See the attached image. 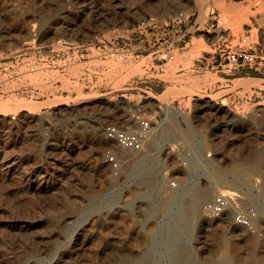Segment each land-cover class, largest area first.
<instances>
[{
	"label": "rangeland",
	"instance_id": "rangeland-1",
	"mask_svg": "<svg viewBox=\"0 0 264 264\" xmlns=\"http://www.w3.org/2000/svg\"><path fill=\"white\" fill-rule=\"evenodd\" d=\"M238 7H249V24L239 27ZM260 9V0H0V102L10 105L0 115V264H173L168 223L179 187L204 184L214 173L251 176L250 188L232 181L235 203L220 216L202 212L201 220L211 216L221 230L217 241L195 219L179 242L197 264L225 257L264 264V161L256 166L250 155L264 148ZM181 11L188 17L178 23ZM244 37L252 63L220 56V47ZM15 99L36 107L21 111ZM212 106L223 111L214 114ZM135 114L161 134L150 151L152 185L124 180L128 157L104 134L108 125L135 127ZM107 153L123 160L118 173ZM182 169H189L185 181ZM104 196L114 208L100 207ZM239 210L254 214L250 226L236 221ZM256 237L261 262L244 257Z\"/></svg>",
	"mask_w": 264,
	"mask_h": 264
},
{
	"label": "bare ground",
	"instance_id": "bare-ground-1",
	"mask_svg": "<svg viewBox=\"0 0 264 264\" xmlns=\"http://www.w3.org/2000/svg\"><path fill=\"white\" fill-rule=\"evenodd\" d=\"M171 2V0H170ZM166 3V2H165ZM169 3V2H168ZM174 3V2H173ZM170 3V4H173ZM182 3V1H181ZM149 4V3H148ZM147 4V5H148ZM177 4V3H176ZM155 5V4H154ZM167 5V4H166ZM180 4H178L179 6ZM170 6V5H169ZM181 6V5H180ZM147 9H149L151 12H157V7L153 6V5H148L147 7H145ZM146 9V10H147ZM238 9L239 13H240V18L239 21H237V23L239 24V27L242 26V24H249L250 23V19L249 17H252L253 14L251 13V11L249 10V7H238L236 8ZM161 11V10H160ZM163 11V10H162ZM261 14L264 16V9H260ZM160 13V12H158ZM16 25V24H15ZM17 26V25H16ZM21 28V27H20ZM23 28V27H22ZM21 29H18V31ZM262 30L264 32V26H262ZM17 32V31H16ZM18 33V32H17ZM19 35V33H18ZM205 35L207 36L208 34L205 33ZM3 36V35H2ZM242 83L247 84L249 82H251V80L247 79V80H241ZM199 98H202V96H199ZM14 108H18L19 110H24L27 112H31L32 108L36 107L35 103L32 102H26L22 99H15L14 101ZM211 103L209 100H205L204 106H207L209 108H211ZM9 102L8 101H1L0 102V115H4L5 111L7 108H9ZM165 107L168 111H175L174 107L169 103V102H165ZM213 109V113L217 114L221 111H223V109L220 106H212ZM264 110V108H261ZM262 111V110H261ZM225 112V111H224ZM264 112V111H263ZM227 117V114H225ZM134 118H139L138 114L134 115ZM129 120H127L128 122ZM225 125V123L223 122V124L219 125V127L221 128L220 130L223 129V126ZM218 127V126H217ZM225 130V129H224ZM221 134V133H220ZM221 136V135H220ZM161 137V134H157L155 135L154 133H152V129L150 130V133L148 134V138L146 139V146L149 149H143V151L141 152H131V150L128 149H124V148H120L122 150H124L123 152L124 157L127 155L128 159L126 160V165H125V176H124V180L125 181H134L138 184H143V185H152L154 183L155 180V175H154V171H153V167H151V169L149 168L151 165L154 166V161H156V157H153L155 155H153L151 152L154 150L155 145L157 144V139ZM220 139V138H219ZM222 140V138H221ZM220 140V142H221ZM254 140V139H253ZM252 140V142H253ZM255 141V140H254ZM223 143V141H222ZM225 144V143H224ZM256 144V143H254ZM145 146V148H146ZM153 149V150H152ZM264 149V148H263ZM262 149V150H263ZM262 150L257 149H250V155L251 158L253 160V164L256 166H259L262 164V162L264 161V152ZM151 151V152H150ZM154 153V152H153ZM245 153V152H244ZM247 154V153H246ZM197 160V159H196ZM123 161V160H122ZM192 162V161H191ZM190 162V165H191ZM195 162V161H194ZM156 163V162H155ZM124 164V163H123ZM199 164V162L197 163ZM264 164V162H263ZM193 165V164H192ZM196 166V167H195ZM193 165L192 167H194L193 169H197V165ZM200 168V167H199ZM198 168V169H199ZM180 170V169H179ZM178 170V172L180 173V171ZM123 173V175H124ZM264 173V172H263ZM191 176V175H190ZM246 177H242V175H235L233 176L230 180H228V178L223 175V174H217L214 173L213 176L210 178V180H206L207 182H204V184L199 185L196 183H190L189 185L187 184V182H185L183 185L181 184V186L179 187L180 189V194L178 193V195H176L178 197V204L177 205V209L175 211L174 217L170 219V222L168 223L169 225V231H171L170 235H169V240L171 241V249L172 250V254H169L171 257L173 256V264H197L195 262V257L194 254L191 252V250H189V248H187V246H185L184 242H179L181 239L178 240V238L182 235L185 236H190L192 234L193 231V222L195 219L201 220L200 218H203L202 216L205 217V215H202V212L204 211V204L206 202V199L209 198V196L213 195L215 192H224L227 194H237L235 193L234 190H232V188H230L229 183H231L232 181H235L236 185H246L248 184V188H250V184H251V176L249 178V176L247 177V175H243ZM177 177V176H176ZM184 181L189 179V169H182L181 170V176H180ZM263 181L261 183V191H260V199L262 200V207L259 209L261 212V215L264 217V174H263ZM123 181V180H122ZM250 181V182H249ZM189 183V182H188ZM233 183V182H232ZM250 183V184H249ZM225 187V188H224ZM241 187V186H239ZM245 187V186H244ZM246 187V188H247ZM224 190V191H223ZM258 194V195H259ZM175 196V194H174ZM259 197V196H258ZM174 199V198H173ZM176 199V197H175ZM127 203V202H125ZM125 203H123L124 205H118V207L120 206V208L122 207V210L124 206H126L127 209V205H125ZM129 204V203H128ZM98 206V204L94 203V205L92 204L90 206V208ZM104 207L106 208V210H110L112 207L114 208V203L111 201H108V199L105 198H101V203H100V207ZM129 206V205H128ZM88 208V209H90ZM129 209V207H128ZM127 211V210H126ZM124 212V211H123ZM121 211H119L118 213H123ZM124 214L126 215V213L124 212ZM123 214V215H124ZM122 216V215H119ZM173 216V215H172ZM209 216V215H208ZM207 217V216H206ZM123 218V217H122ZM208 218V217H207ZM255 219V217H253ZM253 218H251V220L253 221ZM215 219V218H214ZM205 220L206 221V225H205V231L207 233H209L212 237L213 241H217V238H219L220 236V229L218 230L217 225L215 224V222L213 221V217L210 216V219H202L201 221ZM200 221V222H201ZM197 226V225H196ZM164 228V227H163ZM166 230V227L164 228ZM230 230V229H229ZM235 229L232 228L231 231H233L232 233H234L233 235L235 236L236 239L238 240H244L243 242L245 243V240H248L245 237V232H239V231H234ZM161 231V230H160ZM167 231V230H166ZM220 232V233H219ZM165 233V232H164ZM206 233V234H207ZM166 234H169V232H167ZM247 235V233H246ZM249 235V233H248ZM164 236V235H163ZM209 236V235H208ZM251 236V235H250ZM180 237V238H181ZM255 237V236H254ZM215 238V240H214ZM235 238L234 241H235ZM257 239H252L249 242V253L248 255L245 254L244 257L246 256H250L247 258H251V259H258V254L257 252L259 251L257 248L259 247V245H261V242H259L261 240V238L258 240V237H256ZM167 239V238H166ZM165 239V242L168 240ZM263 239V238H262ZM264 240V239H263ZM169 242V241H168ZM237 242V240L235 241ZM248 242V241H247ZM153 243V242H152ZM151 243L150 246H154V242L153 244ZM184 243V244H183ZM238 243V242H237ZM236 243V244H237ZM263 243V242H262ZM168 244V243H167ZM238 244H242V243H238ZM237 244V245H238ZM243 245V244H242ZM246 245V244H245ZM246 247V246H245ZM169 249V248H168ZM252 249V250H250ZM254 250V251H253ZM263 250V249H262ZM261 250V251H262ZM169 251V250H168ZM257 251V252H256ZM264 251V250H263ZM262 251V253H263ZM150 253V252H149ZM148 253V254H149ZM153 253V251H152ZM170 253V251H169ZM260 254V253H259ZM264 254V253H263ZM210 255V254H209ZM261 255V254H260ZM259 255V256H260ZM263 255H261L262 257ZM211 257V256H210ZM264 257V256H263ZM262 257V258H263ZM207 258V257H206ZM212 258V257H211ZM211 258H208V260L210 261ZM240 258V257H239ZM171 259V258H170ZM215 259V258H214ZM242 259V257H241ZM118 260V259H117ZM236 260V259H234ZM238 260V258H237ZM252 260V261H253ZM260 260V259H258ZM151 261V260H150ZM252 261H249L250 263H252ZM255 261V260H254ZM253 261V262H254ZM120 264H122L121 262H123V260L119 261ZM141 263L139 264H150L149 259H143L142 261H140ZM172 262V261H171ZM175 262V263H174ZM201 262V261H200ZM239 262V261H238ZM259 261L256 262V264ZM261 262V260H260ZM199 263V262H198ZM204 263V262H203ZM236 263V262H235ZM233 259L230 257H225L223 259H219L217 258V260H213L210 262H205L204 264H235ZM255 264V263H252Z\"/></svg>",
	"mask_w": 264,
	"mask_h": 264
},
{
	"label": "built area",
	"instance_id": "built-area-1",
	"mask_svg": "<svg viewBox=\"0 0 264 264\" xmlns=\"http://www.w3.org/2000/svg\"><path fill=\"white\" fill-rule=\"evenodd\" d=\"M260 1L264 3V0ZM187 17L188 16L184 15L181 11L175 16V19L178 20V23H180L183 18L185 19ZM186 35L187 31L181 32L180 39H185ZM240 42L242 44H239L236 47H220V56H224L228 63H235L237 65L252 63L254 61V55L246 47L247 38H241ZM137 119L138 122L135 127H123L115 124L108 125L104 128V134L109 139L115 140L120 148L138 151L142 149L146 142L147 133L150 131L151 124L149 120L145 118ZM106 161L110 164L115 173H118L123 162L117 153H107ZM171 184L175 185L174 182H171ZM236 199L235 194L232 195L220 192L219 194H216L207 204H205L204 210L209 215L220 216L235 203ZM253 216L254 214H250V212L239 210L236 213L235 219L241 225L250 226L252 223L251 218H253Z\"/></svg>",
	"mask_w": 264,
	"mask_h": 264
},
{
	"label": "crops",
	"instance_id": "crops-1",
	"mask_svg": "<svg viewBox=\"0 0 264 264\" xmlns=\"http://www.w3.org/2000/svg\"><path fill=\"white\" fill-rule=\"evenodd\" d=\"M215 56H210L209 58H211V61H216V60H218V58H217V56L214 58ZM206 59H208V58H206Z\"/></svg>",
	"mask_w": 264,
	"mask_h": 264
}]
</instances>
